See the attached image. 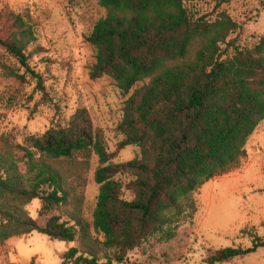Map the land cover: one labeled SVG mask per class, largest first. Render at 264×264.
Wrapping results in <instances>:
<instances>
[{
	"label": "trees",
	"instance_id": "16d2710c",
	"mask_svg": "<svg viewBox=\"0 0 264 264\" xmlns=\"http://www.w3.org/2000/svg\"><path fill=\"white\" fill-rule=\"evenodd\" d=\"M97 1L105 16L86 37L94 50L88 76L109 78L126 97L115 129L123 137L118 149L136 146L138 155L113 163L115 153L84 108L22 145L0 136V241L34 232L67 243L79 238L81 249L66 251L62 264L124 262L149 235L177 221L185 213L182 202L206 181L246 157L247 140L264 121V38L251 48L229 40L240 26L218 9L232 0H208L214 18L195 17L186 0ZM9 30L0 47L18 69L7 67L8 75L20 82L28 75L40 87L26 53L31 29L15 17ZM88 150L99 160L92 226L79 218L70 225L49 216L70 191L59 165ZM34 200L41 202L43 224L25 211ZM252 238L251 247L220 249L205 264L264 249V238ZM100 251H114L113 259H100Z\"/></svg>",
	"mask_w": 264,
	"mask_h": 264
},
{
	"label": "rangeland",
	"instance_id": "374dc122",
	"mask_svg": "<svg viewBox=\"0 0 264 264\" xmlns=\"http://www.w3.org/2000/svg\"><path fill=\"white\" fill-rule=\"evenodd\" d=\"M185 5L195 17L216 16L211 1L186 0ZM218 10L240 26L229 39L236 46L251 48L264 38V0H232ZM104 16L97 0H0V36H6L19 17L32 31L33 40L26 47L29 66L41 76L40 87L28 75L24 82L10 77L6 68L17 70L18 64L0 47V136L22 145L26 137L65 125L76 110L84 108L92 126L103 131L108 151L115 153L113 163L138 155L136 146L118 149L123 137L115 129L126 97L109 78L91 80L88 76L94 50L86 37ZM245 150L246 157L235 168L206 181L182 202L185 213L177 221L149 235L127 253L124 262L112 264H205L220 249L249 248L253 236L264 238V121L247 140ZM98 166L92 150L59 165L67 174L70 191L67 202L49 216L70 225L79 218L92 226ZM41 208V202L34 200L25 211L43 224L46 216H40ZM90 230L93 237L103 240ZM73 247L81 249L79 238L67 243L35 232L12 237L0 241V264H62L63 254ZM113 255L114 251L98 253L100 259H113ZM221 264H264V249Z\"/></svg>",
	"mask_w": 264,
	"mask_h": 264
}]
</instances>
